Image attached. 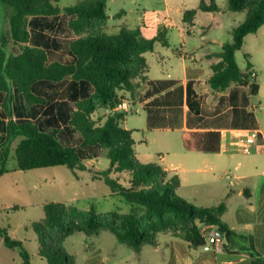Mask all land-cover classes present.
Here are the masks:
<instances>
[{
    "label": "trees",
    "instance_id": "16d2710c",
    "mask_svg": "<svg viewBox=\"0 0 264 264\" xmlns=\"http://www.w3.org/2000/svg\"><path fill=\"white\" fill-rule=\"evenodd\" d=\"M107 1L77 0L74 6L61 8L59 0H0L7 11L13 12L11 37L19 47L17 54L0 52V94L5 92L3 99L11 101L15 90L32 107L30 118L19 116L14 120L10 114L7 124L0 121V141L5 134L7 143L0 145V177L9 172L8 144L17 138L14 159L22 171L57 166L82 171L85 161L98 158L101 151L109 161L101 179L112 194L142 210V215L98 213L94 208L83 210L61 202L47 203L45 218L32 224L39 242L38 255L47 264H75L63 250L66 239L75 232L94 235L107 229L135 251L145 244L157 247L161 233L183 236L193 248L205 247L207 242L201 232L204 225L217 227L227 239L237 235L223 220L225 203L213 207L189 204L176 193L181 186L176 172H168L157 163L143 165L138 161L134 131L125 128L127 114L118 106L129 100L123 93L133 94L136 80L146 73L145 54L153 52L157 42L168 44L166 30L160 29L152 39L144 37L140 29L122 28L116 35H108ZM227 9L246 12V18L232 30V41L214 54L220 61L211 66L209 84L216 91H225L233 84L249 87L256 96L260 86L255 81L253 64L247 58L243 71L236 52L243 48L248 35L264 25V0H227ZM199 10L218 11L214 0H202ZM61 13L75 38L53 40L44 48L31 45L29 18ZM196 15V10L186 11L183 21L193 24ZM41 81L65 85L55 102L48 104L46 95H37L35 87ZM100 110L108 113L95 119ZM193 136H204L207 141L189 140L188 149L219 151L210 145L212 139L220 138L218 133ZM112 173H128L127 184L112 178ZM0 238L5 247L20 250L23 264H31L22 241L11 238L7 229L1 227ZM239 251L247 253L252 264H264V256L253 245Z\"/></svg>",
    "mask_w": 264,
    "mask_h": 264
},
{
    "label": "crops",
    "instance_id": "0c3cea01",
    "mask_svg": "<svg viewBox=\"0 0 264 264\" xmlns=\"http://www.w3.org/2000/svg\"><path fill=\"white\" fill-rule=\"evenodd\" d=\"M123 1H107L108 21L105 32L114 35L122 28L140 29L144 37L152 39L157 36L160 29H165L168 42L166 46L157 42L154 51L145 54L148 64L146 73L136 80L137 86L133 94L123 93V96L129 99L128 110L124 111L127 114L124 126L134 131V136L138 131L137 126L131 125V118L137 116L144 118L145 124L141 128L147 130L148 135L147 137L142 135L138 143L146 146L151 155L158 154L161 166L166 171L178 174L181 180V186L177 189L178 195L186 199L184 192L188 187L195 186V179L210 173V169L213 171L218 165L215 157L232 155L235 151H239V145L245 138L246 131L260 132L259 146L255 153L264 151V127L257 116L263 109L260 98L262 87L259 85L256 96L251 94L249 87L236 84L225 91H216L211 88L209 84L213 74L211 66L220 61L214 54L220 52L226 42L218 44L205 38L204 27L199 33L200 40L193 39L196 35L194 30L196 24L194 22L187 24L183 21L184 13L189 11L183 5L187 3L186 0H181L184 3L175 10V20L172 17L174 15L169 13L171 8L168 7L167 0L162 2L165 6L164 11L160 9L133 10V8L127 10L123 8ZM74 5H64L61 8ZM127 6L130 7V5ZM5 11L3 19H0V52L7 55L17 54L19 47L11 37L10 19L13 12L6 9ZM198 11L201 10L198 8ZM132 13H136V18L130 19ZM197 13L199 15V12ZM28 28L31 34L30 44L38 47L44 48L45 44H50L53 40L75 38L63 13L55 17L32 16L29 18ZM171 28H175L176 32L170 30ZM175 37L179 38L177 44L180 49L175 47ZM64 58L68 59L69 55H64ZM59 84L41 81L35 87L37 95L45 96L50 88L57 93L55 87L61 92L65 85L59 87ZM12 94L11 101L3 99L5 92L0 94V121L3 124H7L11 116L14 120L19 118L16 111L22 102L19 99L20 94L15 90ZM253 99L256 100L254 104ZM16 100L19 101L18 105ZM24 105L26 112L32 109L26 102ZM208 132H216L220 135L219 139L215 137L210 142L211 147H217L219 151L206 152L187 148L189 140L193 143L207 141L204 136H193L194 133ZM14 143L16 147L19 138L9 144L14 145ZM1 144H7L5 134L0 141ZM135 146H137L136 140ZM191 153L196 154L192 156ZM195 157L200 161L193 166L190 162ZM14 168L17 169V166ZM253 174L256 176L254 177ZM261 175L264 176V172L241 176L246 183L241 188L231 189V192L245 197L248 203L247 206L239 209L238 223L236 222L233 226L227 223L230 230H234L237 235L230 239L225 237L226 248L221 251H215L208 244L199 248L196 264H252L249 255L239 251L241 248L252 245L260 255L264 256V178H260ZM246 179H251V182ZM158 247L159 240L158 246L154 248L158 249ZM170 252L173 253L171 249Z\"/></svg>",
    "mask_w": 264,
    "mask_h": 264
},
{
    "label": "rangeland",
    "instance_id": "374dc122",
    "mask_svg": "<svg viewBox=\"0 0 264 264\" xmlns=\"http://www.w3.org/2000/svg\"><path fill=\"white\" fill-rule=\"evenodd\" d=\"M167 0L169 12L175 14L177 7L185 5L188 10L195 9L199 12L194 23L196 24V35L193 39L199 41V33L202 28L206 30L205 38L217 42H231L233 39L232 30L242 24L246 18V12H233L227 9V0H214L218 11L213 13H202L198 11L202 0ZM77 0H59L58 5H74ZM163 0H124L123 8L145 9L164 11ZM209 2V1H207ZM210 4V3H209ZM127 5H130L128 7ZM6 14L4 4L0 2V19ZM132 13L130 19L136 18ZM198 14V13H197ZM174 20L176 15L172 16ZM1 25V21H0ZM170 30L176 32L175 28ZM107 33V32H106ZM111 33V32H110ZM109 35V33H107ZM116 35V34H114ZM175 47L178 37L174 38ZM247 58L254 66L257 75L255 81L262 87L260 94L263 109L257 114L264 127V25L255 34L248 35L243 48L236 52V60L239 67L245 71ZM59 84V87H63ZM46 93L48 104L55 102L60 91L55 87ZM57 94V95H56ZM21 104L16 115L31 117V110L24 109V99L20 94ZM253 104L256 100L253 99ZM16 104L19 101L16 100ZM105 110L95 113L94 118L98 119ZM143 117L131 118V125L137 126L133 136L136 140L135 153L138 161L143 165L157 163L161 165L158 154L151 155L149 149L140 145L138 141L142 135L147 137V130H142ZM14 145H8L7 168L10 173L0 178V227L7 229L11 238L23 242L24 248L29 252L31 264H47L39 255V242L37 235L32 229L34 222L42 221L45 218L44 205L50 202H61L68 206H75L83 210L94 208L98 213L116 211L121 214L135 212L142 215V210L127 202L121 196L111 193L110 188L101 179V173L109 168L108 159L104 158L102 152L99 157L85 161V170L72 171L65 166L49 167L22 171L18 169L14 160ZM151 151V150H150ZM195 156L196 153H191ZM217 166L210 173L198 176L194 187H188L184 195L189 204L212 207L224 201L228 210L223 215V220L233 226L239 217V209L247 206L246 198L238 193L231 192L232 188H241L245 180L241 176L250 175L255 172H264V151L251 155L235 151L232 155L215 157ZM200 159L192 158L191 165L195 166ZM17 166V169L14 168ZM254 175V174H253ZM252 175V176H253ZM110 176L122 184H127L128 173H112ZM256 175H254L255 177ZM240 177V178H239ZM260 178H264L261 175ZM251 182V179H246ZM179 194L178 191H176ZM238 223V222H237ZM238 225V224H236ZM159 247L155 249L151 245H143L139 251L117 240L115 235L103 229L98 234L87 235L83 232H75L69 236L63 244V250L71 255L75 264H196L197 250L185 241L183 236L176 237L171 233H161L158 237ZM170 249L173 253L170 252ZM214 250V249H213ZM210 259V258H209ZM0 264H23L20 250L5 247L0 238Z\"/></svg>",
    "mask_w": 264,
    "mask_h": 264
},
{
    "label": "built area",
    "instance_id": "2783aa9c",
    "mask_svg": "<svg viewBox=\"0 0 264 264\" xmlns=\"http://www.w3.org/2000/svg\"><path fill=\"white\" fill-rule=\"evenodd\" d=\"M129 100H123L118 110L127 111ZM260 132L258 130L246 131V136L239 145V152L251 155L256 152L259 146ZM264 148V147H263ZM207 244L215 251H221L224 247L225 235L215 226L204 225L201 230Z\"/></svg>",
    "mask_w": 264,
    "mask_h": 264
}]
</instances>
